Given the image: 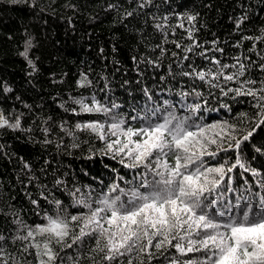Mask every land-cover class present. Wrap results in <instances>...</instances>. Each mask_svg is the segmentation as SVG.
<instances>
[{"label": "snow or ice", "instance_id": "snow-or-ice-1", "mask_svg": "<svg viewBox=\"0 0 264 264\" xmlns=\"http://www.w3.org/2000/svg\"><path fill=\"white\" fill-rule=\"evenodd\" d=\"M10 2L36 7L34 0ZM127 3L132 7L108 4L106 10L114 12V23L151 21L161 37L160 43L151 48L157 53L155 58L133 57L138 75H143L140 64L158 69L161 59L169 54L166 45L172 44L179 51H171L170 55L177 58L180 71L174 73L169 64L168 75L186 78L191 86L177 93L179 103H157L145 87L151 106L131 116L119 111L120 104L108 103L95 94L70 97L76 107L65 111L104 119L77 122L71 129L62 123L60 131L73 139H78L76 132H87L104 144L99 150L101 155L119 158L125 168L142 171L131 181L121 176L99 192L75 185L69 188L59 178L52 189L41 190L38 198L26 192L33 212L42 222L29 223L19 209L8 211L12 227L0 231V264H264V173L252 168L242 153V145L251 143L264 126V78L253 79L250 75L253 66L264 73V27L257 30L258 34H241L232 45L242 49L245 41L251 42L247 51L255 53L257 60L241 51L232 56L231 63H225L221 59L225 49L218 39L200 40L198 34L206 25L198 12L176 14L177 23L173 24L167 13L148 11L158 7L155 0ZM260 3L264 4V0ZM249 20L247 11L236 17L235 31L244 33ZM176 29H181L183 35L169 39L177 35ZM138 31L142 34V30ZM33 47L28 38L19 53L32 69L30 75L38 71L29 56ZM193 57L201 58L204 64L197 65ZM197 82L219 89L225 97L251 98L255 113H242V121L237 124L204 123V106L208 102ZM77 87H93L86 72L81 73ZM0 89L5 93L13 91L6 85H0ZM60 107L64 108V104ZM223 107L231 110L227 104ZM22 119L23 113L13 117L0 109V130L31 133L32 128H25ZM42 131V144H52L49 129L44 127ZM254 151L264 155L261 147ZM221 152H233L235 159L224 157L210 164L209 160H216ZM20 160L29 182L35 180L31 164L23 157ZM237 169L250 173L259 191L253 193L248 187L230 195L237 191L233 187ZM56 191L66 193L70 203L56 196ZM41 201L50 207H44ZM71 208L77 211L73 213ZM173 250L177 255H170Z\"/></svg>", "mask_w": 264, "mask_h": 264}, {"label": "trees", "instance_id": "trees-1", "mask_svg": "<svg viewBox=\"0 0 264 264\" xmlns=\"http://www.w3.org/2000/svg\"><path fill=\"white\" fill-rule=\"evenodd\" d=\"M34 3L36 7L33 8L0 0V85L13 89L11 93L0 89V109L13 117L23 113V126L32 128L31 133L0 130V231L12 227L7 213L13 208L22 210L21 214L29 223L42 222L33 212L26 192L32 198H38L41 190L53 188L57 178L65 180L69 188L75 185L82 190L99 192L121 176L131 181L137 172L142 171L125 168L119 163V158L101 155L99 150L104 144L87 132H76L78 139H73L60 131L62 123L71 129L77 122L104 119L65 111L76 107L70 97L95 94L108 103L120 104L119 111L131 116L151 106L143 88H149L153 101L157 103L164 100L179 103L177 93L181 88L191 86L186 78L177 75L173 79L168 75L169 64L174 73L180 71L177 58L170 55L171 51H179L172 44L166 45L170 51L161 59L158 69L140 64L143 75H138L133 57L155 58L157 53L151 48L160 43L161 37L151 26V21L149 24L140 20L125 21L128 27L114 23V12L106 10L108 4L121 3L131 8L127 0H34ZM155 4L158 7L148 11L167 13L173 24L177 23L176 14L198 12L206 25L198 34L199 38L201 41L218 39L225 49V55L221 57L223 62L231 63L232 56L241 51L257 60L255 53L247 51L251 42L245 41L242 49L232 45L241 34H258L257 30L264 27V4L260 0H155ZM245 11L249 13L250 20L246 31L237 33L234 20ZM138 30H142V34ZM176 32L177 35L169 39H180L182 30L176 29ZM28 38L34 44L29 56L38 68L32 75L29 74L32 69L19 55ZM260 47L258 45L257 49ZM193 60L197 65L204 64L201 58L193 57ZM85 72L93 81V87L81 89L77 87V81ZM250 75L253 79L264 78V73L259 72L256 66L250 69ZM197 87L208 102L204 106V123L228 121L237 124L242 121V113L252 116L256 111L249 97H225L219 89H210L200 82H197ZM61 104L64 108L60 107ZM225 104L230 106V111L223 107ZM44 127L50 131L48 139L53 141L52 144H42ZM57 143L63 146L57 148ZM73 144H79V147H72ZM256 147L264 149V126L254 134L251 143L242 145L244 160L264 173V155L254 151ZM21 157L31 164L35 180L29 182L28 175L22 171ZM224 157L234 160L235 154L221 152L220 157L209 160V163L215 164ZM233 175V187L237 191L230 195L235 196L248 187L253 193L259 191L250 173L237 169ZM38 185H47L48 188L42 189ZM56 196L66 204L70 203L66 193L56 191ZM41 204L50 207L44 201ZM70 211L74 213L77 209L71 208ZM170 255L177 254L173 250Z\"/></svg>", "mask_w": 264, "mask_h": 264}]
</instances>
